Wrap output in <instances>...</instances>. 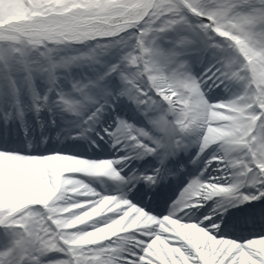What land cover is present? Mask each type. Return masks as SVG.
<instances>
[{"label": "snow or ice", "instance_id": "6c2138e0", "mask_svg": "<svg viewBox=\"0 0 264 264\" xmlns=\"http://www.w3.org/2000/svg\"><path fill=\"white\" fill-rule=\"evenodd\" d=\"M0 264H264V0H0Z\"/></svg>", "mask_w": 264, "mask_h": 264}]
</instances>
